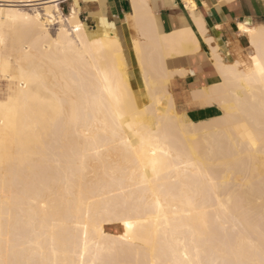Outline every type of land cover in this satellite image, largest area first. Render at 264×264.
<instances>
[{
  "label": "bare ground",
  "instance_id": "1",
  "mask_svg": "<svg viewBox=\"0 0 264 264\" xmlns=\"http://www.w3.org/2000/svg\"><path fill=\"white\" fill-rule=\"evenodd\" d=\"M129 1L131 66L71 0H0V264H264V27L228 61L192 0L196 29L165 33ZM201 40L218 81L177 110L168 62Z\"/></svg>",
  "mask_w": 264,
  "mask_h": 264
},
{
  "label": "crops",
  "instance_id": "2",
  "mask_svg": "<svg viewBox=\"0 0 264 264\" xmlns=\"http://www.w3.org/2000/svg\"><path fill=\"white\" fill-rule=\"evenodd\" d=\"M154 1V10H156V16L159 20L160 29H162V32H170L174 29L180 28L181 26L196 29L194 28L195 26L188 10H186L187 8L184 1L172 0V4L169 6H165L164 0ZM192 1L197 6L195 9L196 13L200 16L204 22L205 28H207L209 31V35L213 37L215 43L218 46V50H216V52L220 53L221 56H226L228 61H233L237 58H243L246 55L245 53L249 52L250 48L246 37L238 34L237 24L242 23L248 26L264 25V0ZM103 2L105 18L108 21H112L114 23L119 39L122 38L120 42L121 44L123 43L122 46L126 50L125 56L127 62L129 66H131L133 65V58L132 55H130V30L125 20V15L131 12L130 1L103 0ZM97 9L98 3L96 1L80 3L81 14L87 15L89 18L90 14L96 12ZM209 52L210 50L208 44L201 40L195 53L191 54L190 56H179L178 58L169 61L170 63L168 62V67L171 69V71H173V78L170 80L171 83L169 85V89L173 94L176 108L177 106L184 107L188 104L190 100V91L192 89H196L197 87L200 88L202 86H206V84L209 85L218 81L217 70H215L216 67L213 63V58L211 56V52ZM233 54L236 56L233 57ZM190 63L192 65H189ZM192 67L194 69H192ZM176 71H181L185 74L181 76Z\"/></svg>",
  "mask_w": 264,
  "mask_h": 264
},
{
  "label": "rangeland",
  "instance_id": "3",
  "mask_svg": "<svg viewBox=\"0 0 264 264\" xmlns=\"http://www.w3.org/2000/svg\"><path fill=\"white\" fill-rule=\"evenodd\" d=\"M73 4L76 7L77 14L79 19L86 25L87 28L92 29L98 25L102 26H111L115 27L114 23L112 21H108L105 18L104 11H103V0H71ZM96 1L98 3V9L96 12H93L90 14V18L87 17L85 14H81L80 11V3H85V2H92ZM155 1L151 0V4L153 7ZM27 11H32L31 8H28ZM156 11V10H155ZM156 15V12H155ZM157 18V16H156ZM158 24L159 20L157 18ZM160 26V25H159ZM259 27H264V25H257ZM18 24H8V23H3L0 25V36L2 37V41H0V57L2 54H9V61L11 63V60L13 61L12 55L15 54V50L19 47V29H18ZM18 46V47H17ZM15 47V48H14ZM125 54L126 50L123 47ZM2 53V54H1ZM2 58V57H1ZM0 58V59H1ZM13 65V62L11 63ZM8 71V70H7ZM10 70L8 72H3L0 73V95H6V92L8 90V80L6 77L4 78V75H10ZM6 75V76H7ZM182 106H177V110H180ZM120 229L118 226V230H110L111 233H120Z\"/></svg>",
  "mask_w": 264,
  "mask_h": 264
}]
</instances>
